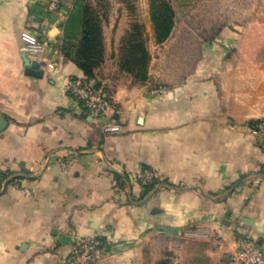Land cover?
I'll return each instance as SVG.
<instances>
[{
  "label": "crops",
  "instance_id": "crops-1",
  "mask_svg": "<svg viewBox=\"0 0 264 264\" xmlns=\"http://www.w3.org/2000/svg\"><path fill=\"white\" fill-rule=\"evenodd\" d=\"M74 2L0 0V264H64L92 237L110 246L99 264H156L165 252L170 264H225L242 233L264 253V138L251 132L264 119V53L220 54V66L154 94L119 69L122 27L108 23L91 80L112 92L121 130L108 133L65 90L84 80L60 51L80 38ZM30 41L45 44L42 58L27 55ZM147 169L145 192L135 175Z\"/></svg>",
  "mask_w": 264,
  "mask_h": 264
},
{
  "label": "rangeland",
  "instance_id": "rangeland-1",
  "mask_svg": "<svg viewBox=\"0 0 264 264\" xmlns=\"http://www.w3.org/2000/svg\"><path fill=\"white\" fill-rule=\"evenodd\" d=\"M173 11V29L168 40L156 44L149 18L148 0H93L102 18L103 35L108 38L112 28L107 24L119 22L121 27L113 31L121 35V42L112 47L121 56L122 40L135 23L143 25L146 44L151 54L148 80L157 94L160 88L186 86L192 77L189 72L221 65L220 54L237 51L264 53V0H166ZM146 11H145V10ZM147 13V15H146ZM120 20V21H118ZM104 24L107 25L106 29ZM105 29V31H104ZM152 36V37H151ZM113 50V49H112ZM27 53V51H26ZM213 53L212 59L205 54ZM29 56V54L27 53ZM209 56V55H207ZM119 66V63H118ZM120 69V68H119ZM216 75V72H213ZM150 79V80H149ZM169 253V252H168ZM165 252L159 260L170 264Z\"/></svg>",
  "mask_w": 264,
  "mask_h": 264
},
{
  "label": "trees",
  "instance_id": "trees-1",
  "mask_svg": "<svg viewBox=\"0 0 264 264\" xmlns=\"http://www.w3.org/2000/svg\"><path fill=\"white\" fill-rule=\"evenodd\" d=\"M93 0H75L76 12L72 16V24H79L80 38L74 43H62L60 51L63 56L73 62L81 71L84 80L91 81L97 69L104 61V35L102 18L93 5ZM149 18L152 34L156 44L168 40L173 29V11L166 0H148ZM143 25L135 23L122 40L119 68L131 76L133 81L144 84L148 80L151 54L149 53ZM100 83H95L99 87ZM5 178L0 175V182ZM154 188V182L145 185V192ZM156 264H168L160 260Z\"/></svg>",
  "mask_w": 264,
  "mask_h": 264
},
{
  "label": "built area",
  "instance_id": "built-area-1",
  "mask_svg": "<svg viewBox=\"0 0 264 264\" xmlns=\"http://www.w3.org/2000/svg\"><path fill=\"white\" fill-rule=\"evenodd\" d=\"M58 4L51 3L53 10ZM45 44L40 41H30L26 45V51L30 57L42 58L45 52ZM46 67L50 71H56L53 62H47ZM66 92L75 100L82 102L88 109L93 119L105 118V129L108 133H118L121 130L120 124L116 121L114 113L116 105L113 102L112 92L103 87H95V84L86 80H69L65 84ZM253 135L264 138V119L258 120L251 127ZM142 183L149 184L155 181V174L147 169L135 175ZM16 188L19 185H15ZM26 196L29 190L22 189ZM110 246L100 238H79L71 247L64 264H99L100 254ZM225 264H264V253L256 244L255 240L242 233L236 240L235 248L230 253Z\"/></svg>",
  "mask_w": 264,
  "mask_h": 264
},
{
  "label": "water",
  "instance_id": "water-1",
  "mask_svg": "<svg viewBox=\"0 0 264 264\" xmlns=\"http://www.w3.org/2000/svg\"><path fill=\"white\" fill-rule=\"evenodd\" d=\"M25 65L27 67L26 69L27 75L40 77L41 72L37 70L38 68L37 61H34L33 63L26 61ZM5 126H6V121L3 118H0V130H2Z\"/></svg>",
  "mask_w": 264,
  "mask_h": 264
}]
</instances>
